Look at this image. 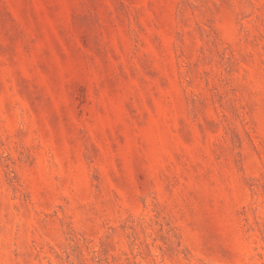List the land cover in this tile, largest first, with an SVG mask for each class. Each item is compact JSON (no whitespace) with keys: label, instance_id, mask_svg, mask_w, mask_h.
I'll list each match as a JSON object with an SVG mask.
<instances>
[{"label":"rangeland","instance_id":"374dc122","mask_svg":"<svg viewBox=\"0 0 264 264\" xmlns=\"http://www.w3.org/2000/svg\"><path fill=\"white\" fill-rule=\"evenodd\" d=\"M0 264H264V0H0Z\"/></svg>","mask_w":264,"mask_h":264}]
</instances>
